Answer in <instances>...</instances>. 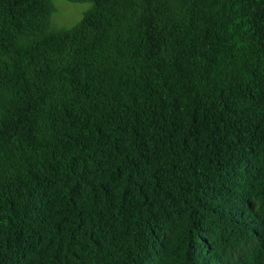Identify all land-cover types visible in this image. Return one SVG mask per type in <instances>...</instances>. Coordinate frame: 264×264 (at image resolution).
<instances>
[{"label": "trees", "instance_id": "trees-1", "mask_svg": "<svg viewBox=\"0 0 264 264\" xmlns=\"http://www.w3.org/2000/svg\"><path fill=\"white\" fill-rule=\"evenodd\" d=\"M0 0V264H264V0Z\"/></svg>", "mask_w": 264, "mask_h": 264}, {"label": "rangeland", "instance_id": "rangeland-1", "mask_svg": "<svg viewBox=\"0 0 264 264\" xmlns=\"http://www.w3.org/2000/svg\"><path fill=\"white\" fill-rule=\"evenodd\" d=\"M48 28H69L75 25L91 3L89 1L48 0Z\"/></svg>", "mask_w": 264, "mask_h": 264}]
</instances>
